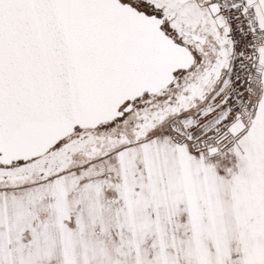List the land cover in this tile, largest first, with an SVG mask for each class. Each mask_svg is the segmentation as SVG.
<instances>
[{
    "label": "snow or ice",
    "instance_id": "1",
    "mask_svg": "<svg viewBox=\"0 0 264 264\" xmlns=\"http://www.w3.org/2000/svg\"><path fill=\"white\" fill-rule=\"evenodd\" d=\"M0 264H264V0H0Z\"/></svg>",
    "mask_w": 264,
    "mask_h": 264
}]
</instances>
